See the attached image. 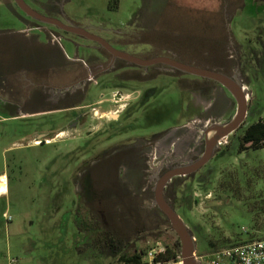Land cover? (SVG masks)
Masks as SVG:
<instances>
[{
	"label": "rangeland",
	"instance_id": "obj_1",
	"mask_svg": "<svg viewBox=\"0 0 264 264\" xmlns=\"http://www.w3.org/2000/svg\"><path fill=\"white\" fill-rule=\"evenodd\" d=\"M24 1L118 51L147 60L173 55L242 84V127L198 173L173 179L165 198L199 255L260 239L249 207H263L264 150H237L247 128L264 119V0ZM112 60L99 44L0 0V176L9 179L0 196V264H113L116 254L159 253L179 240L156 205L158 180L197 162L204 131L231 122L237 103L218 83L161 65L99 76ZM53 87L70 88L60 95ZM105 99L114 104H98ZM233 177L248 204L218 190ZM257 223L263 228L264 216Z\"/></svg>",
	"mask_w": 264,
	"mask_h": 264
},
{
	"label": "water",
	"instance_id": "obj_2",
	"mask_svg": "<svg viewBox=\"0 0 264 264\" xmlns=\"http://www.w3.org/2000/svg\"><path fill=\"white\" fill-rule=\"evenodd\" d=\"M15 3L25 15L37 22L56 27L63 32L80 36L99 44L105 51L113 56L114 60H124L141 68H148L156 65L167 66L184 74L212 80L224 87L233 96L237 103V113L233 120L228 124L212 126L206 131V135L208 137L203 156L193 164L172 168L165 172L159 178L155 189L156 205L169 220L172 230L178 236L181 243V259L183 264H201L195 257V240L182 218L166 200L165 190L173 179L179 177H189L198 173L211 161L216 148L242 127L248 115V97L242 84L223 73L187 65L171 57H157L147 60L118 51L105 39L96 36L85 29L72 25H66L55 18L36 12L28 6L24 0H15Z\"/></svg>",
	"mask_w": 264,
	"mask_h": 264
},
{
	"label": "trees",
	"instance_id": "obj_3",
	"mask_svg": "<svg viewBox=\"0 0 264 264\" xmlns=\"http://www.w3.org/2000/svg\"><path fill=\"white\" fill-rule=\"evenodd\" d=\"M264 150V119H260L259 121L251 124L243 137L240 139V142L238 144V150L237 153L239 155H242L248 151H262ZM234 179L230 184H227V182H222L218 186V190L225 194H232L234 198H236L238 201L248 204V201L250 199L245 200L243 194L239 193L240 186V179H236L237 177H233ZM252 186V185H251ZM250 188V187H249ZM188 190V188H186ZM190 192L185 195V204L188 206V208L191 210L193 208L194 204V197H193V191L189 190ZM263 197L260 196L259 200ZM222 197L219 196V200H221ZM257 198H254V200ZM261 205L263 207H249V212L252 214V221H253V227L252 229L256 232H260L261 238L264 239V227L259 228L257 221L263 218L264 216V201H262ZM260 205V206H261ZM253 207V209H252ZM230 241H223L221 245H226ZM209 246L213 249H216L217 245L214 244L212 241L210 242ZM227 246V245H226ZM226 246L224 248H226ZM230 246V245H229ZM227 246V247H229ZM232 246V245H231ZM150 249H140L135 252H123L120 254H116L115 260L113 264H147L146 263V257L148 256V252ZM181 257V243L179 240H177L176 243L173 244H165L164 246V252L160 253L157 257L158 262L163 263H169L179 260Z\"/></svg>",
	"mask_w": 264,
	"mask_h": 264
},
{
	"label": "built area",
	"instance_id": "obj_4",
	"mask_svg": "<svg viewBox=\"0 0 264 264\" xmlns=\"http://www.w3.org/2000/svg\"><path fill=\"white\" fill-rule=\"evenodd\" d=\"M157 252L159 253L148 252L147 264H183L181 257L174 262H158V255L164 251ZM195 257L201 264H264V239L246 241L207 255H199L196 252Z\"/></svg>",
	"mask_w": 264,
	"mask_h": 264
},
{
	"label": "flooded vegetation",
	"instance_id": "obj_5",
	"mask_svg": "<svg viewBox=\"0 0 264 264\" xmlns=\"http://www.w3.org/2000/svg\"><path fill=\"white\" fill-rule=\"evenodd\" d=\"M15 1V0H14ZM27 16V15H26ZM28 17V16H27ZM29 18V17H28ZM31 19V18H30ZM163 57H171V58H173V59H175V60H177V61H180V62H182L183 60H181V59H178L177 57H174L173 55H171V56H163ZM117 62H121V63H125V67L123 66H121V67H119V68H116L115 67V65L117 64ZM183 63H186L187 65H191V66H194V67H198V68H201V69H208V70H214V69H211L210 67H206V66H197L196 64H194V63H190V62H183ZM161 66H163V65H161ZM153 67V66H152ZM164 67H166L167 69H170V70H172L173 71V73H177L176 74V76H178V73H179V75H188V74H184V73H182V72H180V71H177V70H175V69H172V68H170V67H167V66H164ZM131 68H141V67H138V66H134V65H132V64H130V63H128V62H126V61H124V60H119V59H117V60H112V62L109 64V66H108V68H103V69H98L97 70V74L100 76V75H102V74H109V73H114V72H117V71H119V73H121L122 72V74L124 73V74H126V73H128L129 71H127V69H131ZM142 68H144V67H142ZM144 69H149V67L148 68H144ZM215 71V70H214ZM217 72V71H216ZM99 76H97V77H99ZM120 76V75H119ZM191 76H193V75H191ZM194 77H197V76H194ZM198 78H201V77H198ZM200 80H208V79H204V78H201ZM212 81V80H211ZM214 82V81H213ZM78 84V82L77 83H75V84H72L71 85V88H73L74 86H76ZM220 85V84H219ZM37 86H39L38 84H36L35 85V87H37ZM44 87H48V85H44ZM220 87L223 89L224 87H222L221 85H220ZM53 88H57L59 91H61L60 92V95L62 94V90H65L66 88H70V87H62V88H58V87H53ZM197 90L201 93V90L199 89V88H197ZM116 93H118V92H116ZM114 94V93H113ZM122 97H123V94L120 92L119 93ZM202 95V94H201ZM102 97H104V96H102ZM202 97V96H201ZM204 97V96H203ZM217 101V103H218V99H215L214 100V102H216ZM107 102H110V103H113L114 104V102L112 101H110V100H103V101H99V103L98 104H106ZM117 104V103H116ZM127 105L128 104H126L125 105V107H127ZM214 105L215 104H212L210 107H208V108H204L205 110H204V112L203 113H205V115L208 113V111L211 109V108H213L214 107ZM67 109H70V110H72V111H76V112H78V110L80 109V107H76V108H65L64 110H67ZM198 109V108H197ZM124 110V109H123ZM202 113V114H203ZM201 114V113H200ZM198 116V115H197ZM84 118H85V116H84V114H79V115H77L76 116V119H77V123L78 122H80V121H83L84 120ZM118 119H120V116L118 117ZM117 119V120H118ZM194 119H192V120H190L189 122H187L186 124H184V125H182V126H179V127H175V129H173V130H169L168 132H165V133H168V135L169 134H172V132H174V130H183V129H187V128H189V123L190 122H192ZM213 126H216V125H218L217 123H214V124H212ZM210 128V127H209ZM208 127H207V129L204 131V135H203V137L202 138H200L199 140H200V145H202V146H204L205 147V149H206V140H207V135H206V131L209 129ZM167 138H174V135H170L169 137H167ZM157 143V141L156 142H154L153 144H156ZM221 146H222V144L219 146V147H217L216 148V150H215V152H214V156H213V158L217 155V153L219 152V150L221 149ZM205 152V151H204ZM204 154V153H203ZM212 158V159H213ZM192 176H194V175H192ZM189 177H191V176H189ZM189 177H187V178H189Z\"/></svg>",
	"mask_w": 264,
	"mask_h": 264
},
{
	"label": "crops",
	"instance_id": "obj_6",
	"mask_svg": "<svg viewBox=\"0 0 264 264\" xmlns=\"http://www.w3.org/2000/svg\"><path fill=\"white\" fill-rule=\"evenodd\" d=\"M26 32L29 33V31L27 29H26ZM14 33H16V32H14ZM25 33H16V34H25ZM208 67H210V66H208ZM123 106L125 108V105H123ZM0 183H2L4 185V187L2 189H0L2 191L4 190L3 192L0 191V196L6 195L8 193V186H9V179H8L6 174L0 176Z\"/></svg>",
	"mask_w": 264,
	"mask_h": 264
},
{
	"label": "bare ground",
	"instance_id": "obj_7",
	"mask_svg": "<svg viewBox=\"0 0 264 264\" xmlns=\"http://www.w3.org/2000/svg\"><path fill=\"white\" fill-rule=\"evenodd\" d=\"M4 187V185L2 183H0V189H2ZM1 192H3L2 190H0Z\"/></svg>",
	"mask_w": 264,
	"mask_h": 264
}]
</instances>
